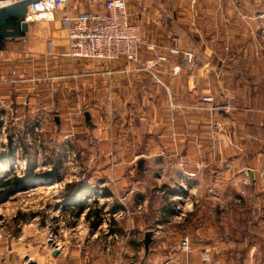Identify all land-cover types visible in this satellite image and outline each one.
<instances>
[{"label": "rangeland", "instance_id": "1", "mask_svg": "<svg viewBox=\"0 0 264 264\" xmlns=\"http://www.w3.org/2000/svg\"><path fill=\"white\" fill-rule=\"evenodd\" d=\"M181 2L182 7L177 9L190 28L188 31L173 32L169 43L161 47L148 32L143 33L146 68L159 55L166 58L155 65L153 72L146 69L155 81L165 84L159 72L166 65L176 71L170 55L183 60L185 68H192L198 77V94L186 96L182 102L170 94L166 84L163 86L167 103H156L155 107L163 108L168 120L157 123L152 113L146 126L134 121L128 124L127 119L126 124L122 123L124 127H99L90 130L91 134L83 129L80 135L73 130L63 138L57 136L53 121L44 130L39 114L35 122L39 126L32 129L11 125L8 113H0V153H4L0 157V180L33 174L18 191L0 201L1 250L17 248L31 261L29 255L39 258L43 250L51 248L50 240L55 242V248L58 242L64 248H74L81 233V242L93 258L109 244L119 250L122 262L155 264L159 263L157 257H152L154 263L149 261L154 245L188 252L192 244L203 243L207 236L209 240L204 241L209 252L214 253L213 263H222V248L226 245L225 259L230 264H264V0ZM167 17L164 12L157 20L171 18ZM172 44L180 53L170 51ZM185 52L193 54L192 62L186 61ZM9 114L15 116V111ZM192 130L197 138L193 143L179 142ZM141 152H146L142 162ZM107 163L110 174L103 175V183H112L109 181L114 177V168L123 173L133 169L131 182L136 189L129 197L137 200V195H143L141 199L146 200L144 209L133 206L129 210L130 216L139 215L135 237H113L108 243V238L104 242L100 236L94 237L92 230L109 229L121 212L120 197L127 194V187L119 195L115 191L110 199L94 189L87 191V186L68 199L73 191L67 194L66 188L73 181L89 184V171L94 166L105 168ZM138 168L144 171L138 174ZM54 170L56 174L52 173ZM125 183L129 181L126 179ZM102 201L108 205L102 206ZM162 207L171 211L158 224ZM84 211L90 215L77 219ZM92 219L95 224L98 219L105 221L96 228ZM65 231L72 235L69 241L63 235ZM145 231H152V243L142 260ZM130 247L134 252L140 248V253H126ZM167 258L166 263L177 262L173 255Z\"/></svg>", "mask_w": 264, "mask_h": 264}, {"label": "crops", "instance_id": "2", "mask_svg": "<svg viewBox=\"0 0 264 264\" xmlns=\"http://www.w3.org/2000/svg\"><path fill=\"white\" fill-rule=\"evenodd\" d=\"M128 1L129 9L133 13L132 17L141 23L144 35L148 32L150 39L157 44V47L166 46L173 32L184 33L190 29L187 23H184L180 18V12L177 9L182 7V0ZM102 4L103 0H71L70 7H72L73 12H78L88 11L94 7L102 9ZM143 5H147V11L142 10ZM164 12L168 14L167 18H171L164 21L162 19L159 22L157 19ZM31 22L29 31L24 37L8 41L5 48L0 49V80L13 78L18 80L11 84L0 83V113H8L11 125L16 124L18 127L25 126L33 129L35 126H39L38 123H35L39 114L43 117L44 130H46L50 121H53L57 136H63V138L68 137L73 130L79 135L83 129L91 134L92 131L90 132V130L92 129L96 130L99 127L106 128L108 126L120 128L124 127L123 124H131L132 121L135 124L146 126V122L149 123L152 119V113H154L153 118L157 123L158 121L162 123L165 119L168 120V115L163 114V108L156 109L155 107L156 103L161 106L167 103V94L163 89L165 84L169 87L170 94L174 95L179 102H182L181 100L184 97H194L199 92L198 83L195 82L198 78L197 75L194 74L192 68H185L183 60L177 59V57L173 58V55L168 56L171 61L175 62L176 71H172L171 65L162 64V66H166L159 72V77L165 83L161 85L143 69L146 65V46H142V54L137 61H127L123 57L115 59L111 63L86 58L71 59L65 55L69 39L66 23L60 10L45 13L39 18L34 17ZM24 78H32L33 80L23 81ZM9 111H15V116L10 115ZM17 113L18 116L16 117ZM125 113H134L135 115L128 116L126 114L125 116ZM87 114L89 115V122H87ZM180 114L179 111L178 115ZM127 119L128 122H126ZM113 121L114 125L112 124ZM118 123L120 124L118 125ZM60 130L62 132H58ZM85 136L83 137L85 138ZM196 139V131L193 134L192 130L188 137L185 139L181 137L179 142L185 144L189 142L191 144ZM141 154L139 153L142 162L145 159L143 156L146 155V152H141ZM188 154H191V152ZM88 156L86 155V157ZM90 157H92V154H90ZM100 158L101 155L99 160H101ZM107 161L109 160L107 159ZM108 165L107 163L106 167H100L101 169L94 166L86 175L89 181V184H86L87 191L94 189V191L102 192L106 195L104 197L108 199L113 197L115 191L118 194L127 187L125 190L127 194L120 197L122 201L120 205L121 212L118 213V216L115 215L117 218L122 216V220L115 217L113 224H109V229L104 227V232L92 230L94 237L98 238L100 236L99 240L105 242L108 238L107 243L113 237L116 239L122 238L123 240L128 239L130 236L135 237L134 228L135 223L140 221L136 219L139 215L130 216L129 210L133 206L139 210L144 209L146 201L141 199L143 195H137V197H140L137 200H132V197H129V193L136 189L132 184L133 182H131L134 181L132 180V173L130 174L133 169L128 173H123L118 168H114V177H111V181H109L112 183L109 184L108 180L103 183V180L106 179L104 176L110 174ZM136 171L141 174L144 170L138 168ZM99 178H103L102 182L99 181ZM126 179L129 183H125ZM142 188L144 187L142 186ZM140 192L144 194L145 191ZM106 205L108 204L102 201V206L105 207ZM169 214L170 212L163 210L162 207L161 217L157 221L160 223L158 224L164 222ZM88 215L90 214L84 211V214L77 219H85ZM92 220L93 222L90 221L92 226H101L105 221L100 222L98 219V223L95 224L94 219ZM108 220L111 219L108 218ZM146 233L145 231L144 237ZM80 234L78 244L74 248L70 246L64 248L65 245L58 242L59 252L57 254H53L55 247L51 246L47 251L43 250V254L39 258L31 255H29V258H33L37 264H134V261L122 262V260H119L121 253L116 248H110L109 244L104 245L102 251L96 253V257L93 258V253H90L88 248L84 247V243L81 242L84 235ZM63 235L67 241L72 236L66 231ZM74 235L78 234L75 233ZM204 240L209 239L206 236ZM204 240L203 243L192 244L191 250L188 252L178 248L170 251L168 248L163 249L158 244L154 245L151 248L149 261L154 263L152 257H157L159 263L155 261V264H230L228 259L227 261L225 259L226 245H223L222 248V263H213L211 258L214 253H212L213 251L209 252L208 243L206 244ZM137 249L140 248H136L135 251L139 254L140 251H137ZM134 250L132 247L130 249L126 248V253L135 256ZM172 251H175L174 254ZM45 252H47V255H45ZM90 255L92 258H89ZM168 255L175 256L177 262L166 263ZM143 257L142 260L146 259V249ZM27 262L28 256L22 255L17 248L0 249V264H26Z\"/></svg>", "mask_w": 264, "mask_h": 264}, {"label": "built area", "instance_id": "3", "mask_svg": "<svg viewBox=\"0 0 264 264\" xmlns=\"http://www.w3.org/2000/svg\"><path fill=\"white\" fill-rule=\"evenodd\" d=\"M19 0H0V7ZM71 0H37L28 7L27 19L39 18L45 13L55 10L63 11V20L68 33V46L65 53L71 59L86 58L111 63L115 59L125 58L127 61H137L146 38L143 35L141 23L134 19L128 6V0H103L102 9L96 7L88 11L73 12ZM96 8V9H95ZM147 5L142 10L147 11ZM150 49L154 45H149ZM172 53H180L176 44L170 46ZM164 55H159L154 61L143 67L153 72L155 65L164 61ZM187 62H192L193 54L185 52ZM33 80L24 78L23 81ZM16 78L0 80V83H15ZM76 156V155H75ZM74 156V157H75ZM1 237V235H0ZM188 249L187 245H185Z\"/></svg>", "mask_w": 264, "mask_h": 264}, {"label": "water", "instance_id": "4", "mask_svg": "<svg viewBox=\"0 0 264 264\" xmlns=\"http://www.w3.org/2000/svg\"><path fill=\"white\" fill-rule=\"evenodd\" d=\"M37 0H19L6 6L0 7V49H4L6 43L15 38L24 37L30 27V20L27 19L28 7L31 3ZM89 118V115H86ZM250 175L253 176V172L250 170ZM50 244L55 245V242L50 240ZM152 243V231H148L145 234L144 244L146 253L149 251L150 244ZM59 252L58 248H55L53 254ZM26 264H37L36 261L31 260Z\"/></svg>", "mask_w": 264, "mask_h": 264}, {"label": "trees", "instance_id": "5", "mask_svg": "<svg viewBox=\"0 0 264 264\" xmlns=\"http://www.w3.org/2000/svg\"><path fill=\"white\" fill-rule=\"evenodd\" d=\"M4 153H0V157H2ZM52 172V171H51ZM53 174H56V171L54 170L52 172ZM32 173H26L24 175H13L9 179H1L0 180V201L4 200L6 197L14 194L16 191L19 190L20 187H22L24 184H26L31 178H32ZM67 194L70 191H73L72 195H67L68 199H72L75 197V195L81 191H83L86 188V184L84 186V182L79 181V182H71L66 185ZM163 210H166L168 213L171 211V208L169 207H163ZM98 212V211H97ZM99 214V213H97ZM20 215V214H19Z\"/></svg>", "mask_w": 264, "mask_h": 264}, {"label": "bare ground", "instance_id": "6", "mask_svg": "<svg viewBox=\"0 0 264 264\" xmlns=\"http://www.w3.org/2000/svg\"><path fill=\"white\" fill-rule=\"evenodd\" d=\"M42 188V187H41Z\"/></svg>", "mask_w": 264, "mask_h": 264}]
</instances>
